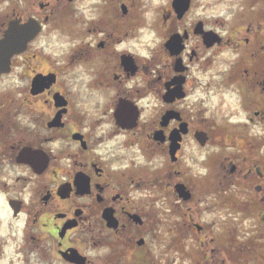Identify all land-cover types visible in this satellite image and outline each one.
<instances>
[{
	"label": "flooded vegetation",
	"instance_id": "1",
	"mask_svg": "<svg viewBox=\"0 0 264 264\" xmlns=\"http://www.w3.org/2000/svg\"><path fill=\"white\" fill-rule=\"evenodd\" d=\"M239 214L264 237V0H0V264H236Z\"/></svg>",
	"mask_w": 264,
	"mask_h": 264
},
{
	"label": "rangeland",
	"instance_id": "2",
	"mask_svg": "<svg viewBox=\"0 0 264 264\" xmlns=\"http://www.w3.org/2000/svg\"><path fill=\"white\" fill-rule=\"evenodd\" d=\"M247 217H245L244 215L239 214V220L237 221H244V225L240 227V234H239V241H240V246H239V255H240V260H238L236 262V264H264V237H258V220H254V219H248L245 220ZM255 228V229H254ZM253 230L254 233H249V230ZM247 230V231H246ZM251 235V236H250ZM248 238H254L255 240H257L256 242H258V244H262V247H259V252L258 251H253L250 252L249 247L244 246V242L245 240H247ZM242 244V245H241ZM254 253V254H253ZM195 255L194 259H190V260H183L182 257H180L179 254H175V264H193L192 262H194V264H197L196 261L199 264H214L212 263L210 260L205 261L201 258L200 254L195 253L193 254V257ZM217 258V262L218 264H221L223 262V259L225 257V254H218ZM256 257V258H255ZM259 257V259H258ZM188 259V258H187ZM219 259V260H218ZM217 264V263H216ZM223 264H230L229 262H226Z\"/></svg>",
	"mask_w": 264,
	"mask_h": 264
}]
</instances>
